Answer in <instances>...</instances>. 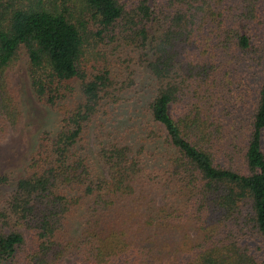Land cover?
Returning <instances> with one entry per match:
<instances>
[{
  "label": "trees",
  "instance_id": "obj_1",
  "mask_svg": "<svg viewBox=\"0 0 264 264\" xmlns=\"http://www.w3.org/2000/svg\"><path fill=\"white\" fill-rule=\"evenodd\" d=\"M243 2L0 0V139L22 117V57L59 113L0 172V264H264V35ZM215 88L249 107L236 155L219 152Z\"/></svg>",
  "mask_w": 264,
  "mask_h": 264
},
{
  "label": "rangeland",
  "instance_id": "obj_2",
  "mask_svg": "<svg viewBox=\"0 0 264 264\" xmlns=\"http://www.w3.org/2000/svg\"><path fill=\"white\" fill-rule=\"evenodd\" d=\"M258 17L260 19L258 27L254 30L256 36L263 37L264 35V0H259ZM243 0H222V4L225 7H230L232 10L235 7H240L244 4ZM229 55H226L227 57ZM239 56L234 57V63L232 65H224L223 62H227V59L218 61L219 73L224 74V70H228L226 75L233 74V66H239L243 64ZM255 64V63H254ZM11 77V85L13 89L18 93V99L20 108L22 111V117L17 128L14 131H9L0 139V172L7 173L11 176L18 175L26 161L27 153L31 147L33 141L43 130L53 129L59 121V113L53 108H49L40 101H38L33 94L29 78L26 70L25 60L22 57L9 69ZM246 84H243L244 88L250 90L255 89L257 79L259 76V66L256 64L248 66ZM245 77V75H244ZM214 116L216 120L215 129L219 134L220 141L217 143L219 152L237 154L239 147H243L245 141V126L248 114V105L236 104L229 97L225 89H214ZM246 93V90H244ZM243 91V92H244ZM251 96V92H250ZM248 102V96L247 101ZM233 159H237L234 157ZM229 161V160H227ZM22 255V254H21ZM56 264H75L72 256H64Z\"/></svg>",
  "mask_w": 264,
  "mask_h": 264
}]
</instances>
